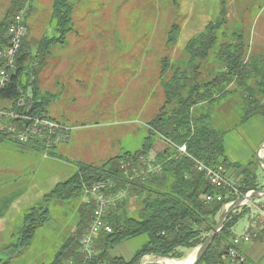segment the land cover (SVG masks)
Returning <instances> with one entry per match:
<instances>
[{"label": "trees", "instance_id": "16d2710c", "mask_svg": "<svg viewBox=\"0 0 264 264\" xmlns=\"http://www.w3.org/2000/svg\"><path fill=\"white\" fill-rule=\"evenodd\" d=\"M33 2L12 0V9L0 23V49L9 43L8 28L14 17L26 9L25 19L29 18L27 13ZM74 10L72 0H54L52 33L40 41L36 52L28 43L30 28L25 22L28 36L18 57L17 68L10 82L0 88V102L10 103L11 108L1 105L0 109L59 122L48 111L54 97L41 93L37 79L41 61L50 54L53 45L64 44L66 37L73 32ZM228 24L227 2L222 0L218 17L187 43L185 53L188 59L176 64L169 57L161 61L160 84L165 102L158 115L147 124L148 136L142 149L127 151L101 166L76 163L71 175L69 173L23 213L22 226L9 236L1 251L19 256L32 245L39 230L47 228L51 238L59 239L60 243L53 260L45 264H141L145 257L152 255L182 259L183 250L197 249L206 241L227 205L251 191L262 190L257 160L231 161L226 148L229 131L214 126L215 110L233 98L240 100L236 107L240 125L258 117L264 119V56L251 57L243 29L230 30ZM179 34L180 27L174 24L167 34V45H175ZM208 62H215L219 67L203 79ZM170 71L171 76L167 77ZM30 90L32 98L27 97ZM23 95L26 103L32 102L29 112L18 105ZM4 123L20 130L31 124L13 118H5ZM1 126L0 143L20 149L19 154L29 151L31 156L44 155L46 159H42L37 178L43 174H46L44 178L52 176L53 170L60 168L65 161L57 151V136L49 139L34 137L22 144ZM157 138L168 143V147L155 156L154 166L160 167V171L143 176L141 172L148 168L142 158L151 156ZM182 146L187 148L186 155L178 152L177 148ZM195 161L214 169L223 167L238 193L213 186L206 174L197 170ZM101 183L113 185L107 192L109 195L126 193V197L110 207L106 223L112 227V233L98 235L94 242L95 252L88 257L81 240L92 223L95 203L86 191ZM207 196H223V201L208 202ZM17 198L18 195H13L2 201L9 209ZM133 200L139 206L131 212ZM59 203L67 211L66 222L52 225V215ZM250 212V207L244 206L231 214L199 264H225L227 259L230 264H236L229 258L231 249L238 252L241 249L240 245L234 244L233 229ZM142 236H147L148 241L130 261L111 255L122 243ZM242 264L253 262L245 259Z\"/></svg>", "mask_w": 264, "mask_h": 264}, {"label": "rangeland", "instance_id": "374dc122", "mask_svg": "<svg viewBox=\"0 0 264 264\" xmlns=\"http://www.w3.org/2000/svg\"><path fill=\"white\" fill-rule=\"evenodd\" d=\"M72 1L75 5L73 32L66 37L64 44L53 45L44 61L40 59L37 79L41 93L54 97L48 107L49 115L74 128L69 143H55L65 161L60 168L53 170L52 176L44 178L46 174H43L33 178L32 174L46 159L43 154H16L15 150L20 151L16 147L11 154L6 147L0 154V168L11 167L14 172L16 169L20 171L15 167L22 168L26 170L24 175L29 174L30 181L35 183H47L57 178L61 182L75 171L76 163L101 166L127 151L142 149L148 136L147 124L158 115L165 102L160 84L161 61L165 57H169L173 64L187 60V43L202 33L222 10V0ZM226 2L228 28L243 29L251 57L264 56V0ZM53 4L54 0H34L27 13L30 16L25 19L30 28L28 43L33 52H36L40 41L52 33ZM10 9L12 0H0V23ZM174 24L180 27L178 41L175 45H167V34ZM34 66L37 65L34 63ZM218 67L215 62H208L203 79ZM170 76L171 71L167 74V77ZM239 102L238 98H233L219 106L215 110L214 126L229 131L226 148L230 160L255 161L264 144V119L258 117L240 125V117L236 113ZM1 105L11 108L10 103L5 105L0 102ZM9 126L4 123L1 129H8ZM29 165L30 170L27 168ZM263 170L260 165V183L264 182ZM11 178L9 174L3 180ZM253 205L264 208V202L245 205L250 207L251 216ZM131 206L130 211L134 212L139 205L133 200ZM66 217L65 206L59 204L52 215V225L65 223ZM22 223L20 213L6 228L0 252L9 236L16 233ZM43 229L39 230L24 253L17 256L9 252L6 255L7 264L50 263L60 241L52 239L47 228ZM147 241V236L132 239L119 245L113 253L129 260ZM197 249L183 250L182 259L147 256L141 264L162 260L191 264ZM3 255L2 252L0 256Z\"/></svg>", "mask_w": 264, "mask_h": 264}, {"label": "built area", "instance_id": "2783aa9c", "mask_svg": "<svg viewBox=\"0 0 264 264\" xmlns=\"http://www.w3.org/2000/svg\"><path fill=\"white\" fill-rule=\"evenodd\" d=\"M26 9L20 11L13 19L12 24L8 28L9 43L6 47L0 49V88L5 87L12 77L13 72L17 68V60L20 55L23 43L28 36V28L25 24ZM27 97L32 98L31 90ZM19 107H25L26 112H29L32 106V102L26 103V96L18 102ZM5 118L21 119L23 121L31 122L25 130H20L15 126H9L7 132L11 134L22 144H27L34 137L38 138H50L57 136L56 144L66 142L69 138V129L63 124L49 119H34L28 117L25 114H19L16 112H9L0 109V124H4ZM178 152L181 154H187L186 146L178 147ZM142 161L147 166L148 170L141 172L143 176H147L154 172H159L160 167L154 166L155 157H148L147 159L142 158ZM196 168L200 172H204L209 182L217 188H228L238 193L233 183L227 176L226 170L223 167L216 169L211 168L202 162L195 161ZM128 167L130 164L127 165ZM137 176H140L137 174ZM113 185L111 183H101L93 186L91 189L86 191L95 203V210L93 213L92 223L88 230V233L81 240V244L84 253L91 257L94 252L95 238L101 233H112V227L106 223V215L112 205L122 201L126 197V193H120L116 195H109L107 192ZM206 200L212 202L217 200L223 201V196L213 197L207 196ZM253 222L255 224L264 225V208L254 206ZM257 235L246 234L241 237H236L234 244L239 246L241 244H249L256 238ZM229 258L233 263L242 264L245 258L239 254L236 249L229 251Z\"/></svg>", "mask_w": 264, "mask_h": 264}, {"label": "crops", "instance_id": "0c3cea01", "mask_svg": "<svg viewBox=\"0 0 264 264\" xmlns=\"http://www.w3.org/2000/svg\"><path fill=\"white\" fill-rule=\"evenodd\" d=\"M60 123L66 126L70 131L69 138L66 141L67 143H69L70 138H71V132L74 130V128L68 127L67 124L63 122H60ZM5 147L10 150V154L13 153L14 148L11 144L0 143V154L4 152L3 148ZM167 147H168V143L164 139L157 138L151 155L156 156L158 153L162 152ZM14 152H16V154H19V151L15 150ZM27 152L29 153V151ZM263 157H264V151H263ZM15 168L20 169V171L16 169L14 172L13 171L14 169L11 167L10 169L0 168V243H4L3 238H4V233L6 231V228L16 220L17 215H19L20 213H22L23 215L25 211H27L32 206L37 204L41 199H43V197L45 196L47 192H49L58 183H60L59 178L57 179L55 178L56 180L54 179L49 180L47 181V183H40V182L35 183V182L30 181L29 174L27 176L24 175V173H26V170L24 171L22 170V168H19V167H15ZM27 168L30 170L31 168L30 165L27 166ZM20 173L22 174L19 175ZM38 173H39V170L36 172V174H34L33 178H35V176L37 177ZM9 174L11 175L12 178L8 180H3V177L6 175L9 176ZM260 185L263 188L262 190H264V182L260 183ZM13 195H18V198L17 200H15V202H13L10 208L7 209L2 200L10 198ZM262 200L264 199L256 201V204H258L259 202H264ZM59 204L63 205L62 203H59ZM242 221L244 222L241 223ZM263 226L264 225H261V224H255L253 222V216H251L250 214V215H247L245 218H243L233 229V233L235 237H241L246 234H251L253 236L257 235V237L254 238L251 243L241 244L240 245L241 249L239 252L241 256H243L245 259L250 260L251 262H253V264H264V236H262ZM111 255L117 256L115 253H113V251L111 252ZM117 257H122V256H117ZM131 259H129L128 261H130ZM225 264H230L228 259L226 260Z\"/></svg>", "mask_w": 264, "mask_h": 264}, {"label": "water", "instance_id": "95a60500", "mask_svg": "<svg viewBox=\"0 0 264 264\" xmlns=\"http://www.w3.org/2000/svg\"><path fill=\"white\" fill-rule=\"evenodd\" d=\"M263 151H264V144L257 153V160L260 163V165L264 168V157L262 155ZM261 199H264V190L251 191L247 195L229 204L224 214L222 215L220 220L217 222V225L215 226V228L213 229L211 234L207 237L206 241L200 247H198L195 259L191 264H199L201 262L202 258L207 253L210 246L213 244L215 238L222 231L225 223L227 222L228 218L231 216L232 213H234L235 211H237L238 209H240L241 207L249 203H253ZM153 256L162 259L161 255H153ZM5 261H6L5 258L3 256H0V264H3ZM154 264H165V263L158 262Z\"/></svg>", "mask_w": 264, "mask_h": 264}, {"label": "bare ground", "instance_id": "6f19581e", "mask_svg": "<svg viewBox=\"0 0 264 264\" xmlns=\"http://www.w3.org/2000/svg\"><path fill=\"white\" fill-rule=\"evenodd\" d=\"M190 261V260H189ZM192 262V261H191ZM151 264H154L156 262H150ZM149 263V264H150ZM161 263H165V264H187L186 262H180V261H175V260H162ZM148 264V263H146Z\"/></svg>", "mask_w": 264, "mask_h": 264}, {"label": "flooded vegetation", "instance_id": "af4514ba", "mask_svg": "<svg viewBox=\"0 0 264 264\" xmlns=\"http://www.w3.org/2000/svg\"><path fill=\"white\" fill-rule=\"evenodd\" d=\"M2 252L4 253L3 257H4L5 260H6L3 264H7L8 261H7L6 255H8L9 251H2ZM2 252H0V254H1Z\"/></svg>", "mask_w": 264, "mask_h": 264}]
</instances>
